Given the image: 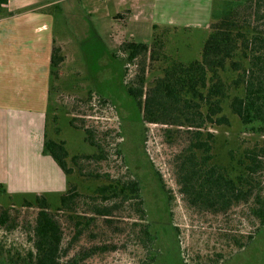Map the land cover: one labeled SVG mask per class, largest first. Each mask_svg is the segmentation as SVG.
<instances>
[{"label":"rangeland","instance_id":"1","mask_svg":"<svg viewBox=\"0 0 264 264\" xmlns=\"http://www.w3.org/2000/svg\"><path fill=\"white\" fill-rule=\"evenodd\" d=\"M54 1L46 7L53 18L55 60L45 135L64 142L70 170L66 188L77 193L65 210L57 209L58 192L46 195L59 223L62 259L81 257L78 264H264V224L248 208L212 212L183 201L174 165L183 140L166 135L167 125L142 119L124 87L138 72L137 60L128 62L119 49L134 41L158 50L157 59H146L147 87L161 74L165 56L182 62L199 57L212 8L233 0ZM155 38L162 40L161 48L158 41L154 46ZM223 107L229 125L209 130L215 133L214 161L231 168L254 142L256 149L264 147V135L247 131L226 102ZM258 174L264 185L263 167ZM129 180H137L139 198L129 195L121 201L112 195L108 200L99 193V188ZM95 206L111 212L95 213ZM37 212L34 196L0 192V217L6 215L0 224V264H21L33 248ZM154 253L157 260H152Z\"/></svg>","mask_w":264,"mask_h":264},{"label":"trees","instance_id":"2","mask_svg":"<svg viewBox=\"0 0 264 264\" xmlns=\"http://www.w3.org/2000/svg\"><path fill=\"white\" fill-rule=\"evenodd\" d=\"M7 4L8 0H0V17L10 14ZM157 41L161 48V39L155 38L154 46L157 48ZM119 49L128 62L137 60L138 72L124 87L134 105L141 109L142 119L167 125L166 135L183 140L182 148L174 155V165L176 184L186 205L212 212L243 205L263 225L264 185L258 179L263 174L258 173L264 169V147L256 149L254 142L227 168L214 161L215 133L209 128L229 125L223 112L226 102L247 131L264 135V0H233L227 7L212 8L199 57L182 62L165 56L161 74L147 87L146 59H157L158 50L134 41L123 42ZM54 58L53 47L50 77ZM90 145L96 146L92 141ZM43 152L69 175L65 162L68 152L63 141L44 135ZM139 189L137 180H129L98 190L104 199L115 195L124 201L129 195L139 198ZM76 195L73 189L66 188L59 195L57 209L68 208ZM34 201L38 208L34 246L26 252L21 264H78L81 257L62 259L60 255L61 231L48 209L47 197L35 195ZM94 212L109 215L111 208L96 207ZM5 221L6 215L0 217V224ZM151 234L146 231L148 239ZM153 256L152 260H157V253Z\"/></svg>","mask_w":264,"mask_h":264},{"label":"crops","instance_id":"3","mask_svg":"<svg viewBox=\"0 0 264 264\" xmlns=\"http://www.w3.org/2000/svg\"><path fill=\"white\" fill-rule=\"evenodd\" d=\"M57 2L8 0L10 14L0 17V192L10 196L66 189V175L43 152L54 46L46 7Z\"/></svg>","mask_w":264,"mask_h":264}]
</instances>
